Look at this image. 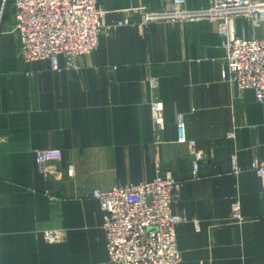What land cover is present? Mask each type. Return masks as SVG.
Wrapping results in <instances>:
<instances>
[{"label": "crops", "instance_id": "obj_1", "mask_svg": "<svg viewBox=\"0 0 264 264\" xmlns=\"http://www.w3.org/2000/svg\"><path fill=\"white\" fill-rule=\"evenodd\" d=\"M98 2L110 21L138 19L130 2L158 9L168 0ZM13 15L12 0H0V264H110L104 212L90 190L165 170L180 183L178 264H264V187L254 169L264 155V103L221 73L223 35L264 36V14L258 25L242 16L122 25L101 34L77 69L62 55L59 69L46 58L24 61ZM152 98L162 104L161 127ZM178 114L206 153L196 172L177 139ZM45 147L62 154L40 171L34 151ZM235 200L240 218L230 214ZM45 229L61 239L45 241Z\"/></svg>", "mask_w": 264, "mask_h": 264}, {"label": "built area", "instance_id": "obj_2", "mask_svg": "<svg viewBox=\"0 0 264 264\" xmlns=\"http://www.w3.org/2000/svg\"><path fill=\"white\" fill-rule=\"evenodd\" d=\"M5 1V0H2ZM14 22L12 29L19 39L18 53L27 60L46 58L54 69H59L58 56L65 59L67 68L77 69V58L90 53L102 33L122 25L144 29L150 22L179 20L231 19L235 16L251 18L264 14V0H208L207 5L190 7L186 0H168L158 9L145 5L128 4L136 9L139 19L129 16L106 22L105 9L98 0H12ZM225 48L222 75L239 88H251L257 101L264 103V36H236L224 34ZM149 79V86H156ZM161 101L152 98L150 109L154 122L161 127ZM179 141H185L191 151L192 171L196 172L206 153L187 138L182 114L176 118ZM233 133H229L232 135ZM59 147H45L34 151L40 171L47 162L61 157ZM233 169H237L234 157ZM254 169L264 187V155L255 160ZM71 173V169H68ZM179 181L171 171H158L153 178L125 184L115 183L108 188L94 187L90 196L97 200L104 212L107 258L110 264H178L180 251L176 226L182 214L174 209L179 200ZM231 216L240 218L237 200L231 204ZM47 242L61 239L59 229L42 230Z\"/></svg>", "mask_w": 264, "mask_h": 264}, {"label": "rangeland", "instance_id": "obj_3", "mask_svg": "<svg viewBox=\"0 0 264 264\" xmlns=\"http://www.w3.org/2000/svg\"><path fill=\"white\" fill-rule=\"evenodd\" d=\"M131 3V2H130ZM129 4V3H128ZM132 4V3H131ZM135 7H137L138 5H134ZM103 7V6H102ZM127 7H128V5H127ZM126 7V9H128ZM136 10V9H135ZM137 11V10H136ZM106 12V11H105ZM138 12V11H137ZM105 15V14H104ZM138 15H139V13H138ZM123 17V16H122ZM247 21H250V22H252V25H258V24H260L261 22V20H263V19H261V18H259L256 14L253 16V17H251V18H247V17H244ZM138 19H139V17H138ZM138 19H135V20H138ZM105 20V19H104ZM106 22H109V21H106ZM260 22V23H259ZM130 26H134V25H130ZM136 27V26H135ZM138 29H140L139 27H137ZM140 30H143V28L142 29H140ZM112 31V30H111ZM103 34V33H102ZM17 35V34H16ZM255 36H260V35H258V34H256ZM18 38V37H17ZM18 42H19V39H18ZM18 49H19V43H18ZM87 54V53H86ZM39 59H41V58H39ZM35 60V59H34ZM25 61V60H24ZM27 61H31V60H27ZM78 65V64H77ZM224 65H225V63H224ZM221 73H222V71H221ZM235 85V84H234ZM236 86V85H235ZM251 89V88H250ZM253 93H254V91H253ZM254 96H255V94H254ZM256 98V97H255ZM257 100V99H256ZM94 188V187H93ZM104 230V229H103ZM41 235H42V232H41ZM104 235H105V232H104ZM43 238V237H42ZM57 242V241H56ZM105 246H106V241H105ZM106 253H107V250H106Z\"/></svg>", "mask_w": 264, "mask_h": 264}]
</instances>
